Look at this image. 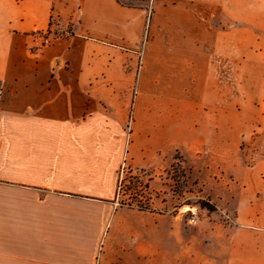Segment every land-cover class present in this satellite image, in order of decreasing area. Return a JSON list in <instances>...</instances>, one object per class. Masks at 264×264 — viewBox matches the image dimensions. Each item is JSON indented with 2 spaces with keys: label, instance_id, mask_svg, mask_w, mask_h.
Wrapping results in <instances>:
<instances>
[{
  "label": "crops",
  "instance_id": "0c3cea01",
  "mask_svg": "<svg viewBox=\"0 0 264 264\" xmlns=\"http://www.w3.org/2000/svg\"><path fill=\"white\" fill-rule=\"evenodd\" d=\"M175 152L195 226L118 199ZM0 264H264V0H0Z\"/></svg>",
  "mask_w": 264,
  "mask_h": 264
},
{
  "label": "rangeland",
  "instance_id": "374dc122",
  "mask_svg": "<svg viewBox=\"0 0 264 264\" xmlns=\"http://www.w3.org/2000/svg\"><path fill=\"white\" fill-rule=\"evenodd\" d=\"M244 13L246 17V12ZM238 21L246 22V19L240 17ZM249 141L242 139L240 146L244 148L248 144L250 145ZM174 155L179 157L177 162H181L182 168L189 174L190 166L183 162L181 153L175 152ZM122 168L120 170L121 188L118 199L124 204L133 203L136 206L139 204L157 211L171 209L175 212H185L190 218L192 226L196 225L199 216L204 217L219 210L217 200L201 182L196 184V181L187 178V185L184 184L185 178L180 169L175 172L172 171L170 174L165 171L160 175L163 176L162 178L156 179L158 173L154 169H148L145 173L139 174L131 168V165L127 164L124 165L123 170ZM210 190L212 192L217 191L216 186L212 185ZM200 200L215 203L216 210L210 211L206 207H201Z\"/></svg>",
  "mask_w": 264,
  "mask_h": 264
},
{
  "label": "trees",
  "instance_id": "16d2710c",
  "mask_svg": "<svg viewBox=\"0 0 264 264\" xmlns=\"http://www.w3.org/2000/svg\"><path fill=\"white\" fill-rule=\"evenodd\" d=\"M178 156H174V161L171 163L170 167L166 170L168 174L175 172L177 169H180V171L182 172V175L184 176V184L187 185L186 183L188 182L186 179L188 178V174L187 171L185 169H183L182 167V163L181 162H177L178 160ZM174 175V174H173ZM120 183H119V188H120ZM119 189H118V194H119ZM122 204H124L123 202H121ZM200 206L201 207H206L208 208L210 211L216 210L217 206L215 203L213 202H208L206 200H200L199 201ZM129 205H134L133 203H127ZM136 206V205H135ZM137 207H139L140 209H148V206H143V205H139L137 204Z\"/></svg>",
  "mask_w": 264,
  "mask_h": 264
},
{
  "label": "built area",
  "instance_id": "2783aa9c",
  "mask_svg": "<svg viewBox=\"0 0 264 264\" xmlns=\"http://www.w3.org/2000/svg\"><path fill=\"white\" fill-rule=\"evenodd\" d=\"M37 36V40L36 42L40 45V46H46L49 45L53 42V37L51 36V33L49 31L46 32H37L36 33ZM124 169V166L122 168V170ZM120 185H121V178H120ZM121 188V186H120ZM119 188V190H120Z\"/></svg>",
  "mask_w": 264,
  "mask_h": 264
},
{
  "label": "bare ground",
  "instance_id": "6f19581e",
  "mask_svg": "<svg viewBox=\"0 0 264 264\" xmlns=\"http://www.w3.org/2000/svg\"><path fill=\"white\" fill-rule=\"evenodd\" d=\"M186 208H188V207H186Z\"/></svg>",
  "mask_w": 264,
  "mask_h": 264
}]
</instances>
